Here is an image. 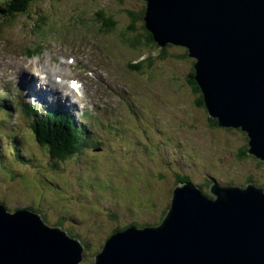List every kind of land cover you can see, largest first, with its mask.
Listing matches in <instances>:
<instances>
[{
  "label": "rangeland",
  "instance_id": "obj_1",
  "mask_svg": "<svg viewBox=\"0 0 264 264\" xmlns=\"http://www.w3.org/2000/svg\"><path fill=\"white\" fill-rule=\"evenodd\" d=\"M10 1L7 0L4 9L12 8ZM142 2L125 0L124 6H120L116 0H43L31 4L25 14L0 19V48L21 56L0 54V60L15 66H18V60H23L27 63V66L20 65L23 69L36 61L39 66L46 67L49 64L46 58L50 57L53 62L61 48L66 46V53L61 52L60 59L71 55L81 62L74 68L65 63L50 66L54 72L61 73V78L70 75L82 81L85 97L79 100V104L72 105L80 110V117L83 106L87 107L89 101L96 106L88 115L91 117L98 112L104 121L107 115L113 117L118 111L125 117L127 114L139 116V111L142 112L143 118L137 119L134 133L120 128L118 136L110 135L105 147V136L93 125L84 124L90 143H86L88 137L84 136L85 145L80 157L61 163L58 169L49 167L47 153L31 138L28 128L22 130L13 118L7 124L0 121V131L11 122L15 124V130L21 136V143L16 146L21 156L31 154L37 159L32 167H22L21 162L12 161L15 155L0 144V169L10 168L21 176L16 180L11 177L4 180L0 175L1 202L10 212L28 205L34 208L43 206L36 208L40 211L36 213L44 215L45 223L50 226L65 219L63 224L82 240L84 258L80 264H94L95 254L115 228L123 230L133 223L157 227L159 213L170 204L179 177H188L210 197L209 178L221 185L243 188L247 184L261 188L264 184V162L239 155V150L247 144L245 135L239 130L212 125L206 110L195 103L197 96L186 82L194 60L182 57L185 48L180 50L177 45L169 44L172 47L165 51H161L164 47L132 50L122 43L120 34L128 25V19L116 12L127 8L137 11ZM37 11L42 18L48 15V21L38 26L35 25ZM101 11L117 22L113 33L103 32L104 27L94 21ZM110 53L117 56L112 58L113 62ZM132 60L140 62L141 71L136 72L140 74L127 72L125 64ZM82 61L87 72L82 69ZM27 72L30 74L31 71ZM13 73L12 68L0 69V97L1 94L7 97L0 98L3 101L0 108L16 101L4 91ZM27 81L30 86H35V81ZM125 90L130 91L138 103H127L126 108L122 102ZM41 101L48 109L52 106L47 104L52 100ZM55 110L67 112L61 106H56ZM23 121L27 122L26 119ZM7 134L12 136L16 154L15 134L10 131ZM147 158L149 165L146 164ZM148 169L151 171L147 182L145 173ZM40 176L45 178L43 185ZM46 200L55 204L49 206ZM149 204L154 206L150 212ZM65 226L61 228L64 231ZM134 227L139 229V226Z\"/></svg>",
  "mask_w": 264,
  "mask_h": 264
},
{
  "label": "water",
  "instance_id": "obj_2",
  "mask_svg": "<svg viewBox=\"0 0 264 264\" xmlns=\"http://www.w3.org/2000/svg\"><path fill=\"white\" fill-rule=\"evenodd\" d=\"M145 29L194 60L207 116L240 130L264 162V0H145ZM182 182L157 227L108 236L94 264H264V189ZM78 239L26 208L0 204V264H80Z\"/></svg>",
  "mask_w": 264,
  "mask_h": 264
},
{
  "label": "trees",
  "instance_id": "obj_3",
  "mask_svg": "<svg viewBox=\"0 0 264 264\" xmlns=\"http://www.w3.org/2000/svg\"><path fill=\"white\" fill-rule=\"evenodd\" d=\"M41 1H43V0H12V2L10 1V6H12V8L0 9V13L3 15L0 18H2V19L14 18V17L19 16V14L20 15L25 14L28 11L31 4L39 3ZM116 1H117V4H119L120 6H124L123 2L125 0H116ZM140 1H143V2L139 3L140 9L137 11L130 10L127 8V9H122L121 11L118 10L116 12V14H118V15H121L120 13L126 15V17L128 19V23H127L128 25L125 27L126 34H125V30L120 34L121 37L123 38L122 43L124 45L130 47V49H132V50H137V49H141L144 47L145 48H151L152 47L153 49L158 50L160 48V46L158 47V45L154 42L152 35L145 29L144 12L146 10V2H145V0H140ZM37 12H38L37 13L38 18H36V20H35L36 26H38V24L39 25L44 24L43 23L44 21H46V22L48 21V17H47L48 15H45L42 18L41 13L39 11H37ZM43 12H45V11H43ZM46 17H47V20H45ZM97 18L98 19H96V20L94 19V21L97 22L98 25L101 24V26L104 27L103 32L113 33V31H115L114 26H115V24H117V22L115 20L110 19L109 16H106L102 11L97 13ZM169 47H172V46L168 44L163 49H161V51H165L167 48L169 49ZM178 48L179 49L181 48L182 50L184 49L182 47H178ZM183 52L184 53L182 54V57L187 58L188 57L187 51L183 50ZM160 53L164 54L165 52L164 53L160 52ZM148 65L150 66V64H148ZM193 66H194V62H193L192 68H190V72H189L188 76L186 77V82L188 83V85L191 86L190 87L191 91L194 94H196V96H197V97H195V103H197L200 108L205 109L200 88L198 87V85L194 79L195 71L193 69ZM38 119L39 118H34L32 116H30L28 118V121L30 123V129L32 126V129L29 130V134H30L31 138L35 140V142L38 144V146H41L45 150V152L47 153L46 158L50 164L49 167H53L55 169H58L59 165L61 163L66 162L67 160H71L73 158L80 157L81 150L85 145L84 144V136L88 137V138H85L86 143L87 144L90 143L89 136H88L89 132H86L83 130H81V132H80L76 123H73V124L56 123L55 119H53L52 121H45L44 119H41L39 122H37ZM209 119H210L209 121L211 122L212 125L217 126L216 120H213L211 118H209ZM4 123H10V122L4 121ZM231 130H234V129H231ZM13 133L15 134V136L13 138V142L15 145L16 154L13 152V147H12V143H11V138H12L11 135L7 134L6 132H3L0 136L1 144L3 143L2 144L3 146H5V144H6L7 145L6 148L10 150V154L15 155L14 159H12L13 162L19 161V162H21L22 167L24 166V167H27V169H28L29 166L32 167L35 164V161L37 159L35 156H32L31 154L21 156L20 150L16 149L17 144L21 143V136L18 135L17 132H13ZM3 138H4V140H3ZM3 141H5V142H3ZM246 142H247V139H246ZM92 144L94 145V143H92ZM92 149L95 150V147H93ZM247 151H248V147H247V144H245V146L239 150V155L244 156V157L250 156V155H248ZM0 160H1V156H0ZM145 160H146V164L149 165L150 161L148 160V158ZM91 162H93V160H91ZM9 169L10 168H8V170H4L3 168L0 169V175L3 176L4 180H7V179L10 180L8 177H11V179L13 178L14 180L21 177L20 175L15 173L16 171L9 170ZM149 171H151V170L148 169V172L145 173L147 182L150 180ZM40 177H41L40 179H42V185L45 184L44 176H40ZM250 179H252V178H250ZM182 182L193 183L190 181V179L188 177L182 176V177L178 178L176 185L179 183H182ZM252 182H253V179H252ZM199 188L202 189L201 186H199ZM208 188H209V186H208ZM261 188H264V184H262ZM46 201H47V205H49V206L55 204V203L52 204V202H50V201L48 202V200H46ZM0 204H4V203H2L0 200ZM36 206H37L36 208L43 207V206H39V205H36ZM153 207H151L149 204L148 205V211L149 212L152 211ZM25 208L29 209L32 212H35V213L39 212L40 213V211L38 209L32 207L31 205H28ZM168 208H169V205H168V207H166V209L162 210L159 213V218H158L159 222H161V220H162L163 216L165 215V212L167 211ZM41 215H42V213H41ZM155 216H156V214H155ZM41 217L43 220H45L44 215H42ZM64 220L65 219H59L54 226H58L60 228H63V226H65L63 224ZM44 222H46V221H44ZM135 225L139 226V228H143L146 226V224H144V225H141V224L138 225L137 223L132 224V226H135ZM129 226H131V225H129ZM127 227H123V229L127 228ZM65 229H66V232L69 236H71L73 238H77L79 241L81 240L78 237V234H73L71 232V230L68 229L67 226H65ZM120 230H122V228H115L113 230V232L114 231H120ZM84 245H85V243H84Z\"/></svg>",
  "mask_w": 264,
  "mask_h": 264
},
{
  "label": "bare ground",
  "instance_id": "obj_4",
  "mask_svg": "<svg viewBox=\"0 0 264 264\" xmlns=\"http://www.w3.org/2000/svg\"><path fill=\"white\" fill-rule=\"evenodd\" d=\"M34 59L35 58H32V60H34ZM36 59L38 60L39 58H36ZM28 64H29V69H32V66H35V69H36L35 72L38 71V72H36V75H38V76L39 75H45L43 79L41 77L39 78V81H42V82H38L34 88L31 87L30 85L26 84L25 79H19L20 87L24 90V93L27 92V95L29 98H31V99L41 98V99H43V101L45 103L47 101H49L48 99L50 98L52 100H60L61 103L63 101L69 102L68 103L69 106L77 104L71 97H70V100H66V98L69 97L71 95V93H70L69 89H67L65 87V85L62 84V82H60V81L57 82L56 78L54 79L52 77V73L50 71V68H48L49 65L46 67H45V65H42L40 68H38L37 65H31L30 63H28ZM24 65L27 66V63H24ZM0 68H4V67L0 66ZM24 68L27 69L28 67H24ZM20 70H21L20 67H18V71H20ZM75 99L78 102V99L77 98H75ZM61 103L52 101L49 105L56 106L57 104H59L58 106H61ZM70 109L72 111L74 110L73 107H70ZM36 117H38L39 120L42 119V115L39 112H36ZM11 123L13 125V122H11ZM8 130H9V128H8ZM201 191L203 192L202 189H201ZM204 194H206V193H204ZM206 195L209 196L208 194H206Z\"/></svg>",
  "mask_w": 264,
  "mask_h": 264
},
{
  "label": "clouds",
  "instance_id": "obj_5",
  "mask_svg": "<svg viewBox=\"0 0 264 264\" xmlns=\"http://www.w3.org/2000/svg\"><path fill=\"white\" fill-rule=\"evenodd\" d=\"M207 178H208V177H207ZM209 180H210V182H207L209 188H210V186H211V184H212L213 181H214V182H217V181H215V180H213V179H210V178H209ZM193 183H194V182H193ZM193 183H191V184H193ZM217 183L221 185V183H219V182H217ZM223 186H224V185H223ZM226 186H227V185H226ZM233 186H235V185H233Z\"/></svg>",
  "mask_w": 264,
  "mask_h": 264
}]
</instances>
